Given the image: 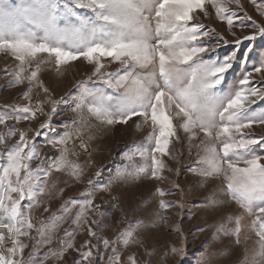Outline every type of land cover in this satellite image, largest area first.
Segmentation results:
<instances>
[{
    "label": "snow or ice",
    "instance_id": "6c2138e0",
    "mask_svg": "<svg viewBox=\"0 0 264 264\" xmlns=\"http://www.w3.org/2000/svg\"><path fill=\"white\" fill-rule=\"evenodd\" d=\"M233 3L239 5L240 0H19L18 3L0 0V52H8L19 61L12 84L27 80L29 92L24 96L29 100L32 87L42 89L46 97L49 92L39 76L42 65L54 62L60 69L81 58L92 65L89 79L97 77L117 95L85 88L74 110L86 108L91 116L107 125L127 124L132 117L140 116L153 128L149 140L154 142V147L150 152L137 149L141 158H145L146 153L150 156L151 166H138L136 176L150 170L152 177L160 179L158 174L165 164L155 154H168L170 138L178 139L179 130H183L189 140L202 132L205 155L201 160L206 166L199 174L223 176V192L240 210L239 214L227 217L228 223L234 222V227L221 224L217 232L235 237L239 244L242 230L249 227L258 237L259 244L251 264H264V162H261L264 157L255 154L251 147L258 140L242 132L253 123H264V111L254 114L248 107L256 103L255 99H249L250 96L264 100L262 82H253V73L261 74L264 70V54L258 65L254 64L251 70L245 68L232 87H225V74L232 68V56L222 61L205 56L211 42L203 38L215 35V29L196 18L200 14L209 16L210 6L217 19L227 22L229 30L236 26L247 27L245 21H251V26L264 35V24H258L247 14L238 16L230 7ZM252 3L264 17V0L261 3L252 0ZM76 9H86L91 16H84ZM237 20L239 24L234 23ZM256 35L257 32H253L245 39H255ZM104 58H111L109 63L118 62L122 69L117 73L103 72ZM45 102L40 99L35 109L29 103L13 108L11 114H0V124L8 120L18 123L34 119L37 112L43 113ZM50 102L56 104V101ZM40 127L44 129L50 125ZM17 131V143L0 153V264H43L36 261L34 252L24 257L28 245L20 238L30 236V230L35 227L30 210L38 202V196L44 194L47 178L53 170L69 169L74 178H79L83 169L68 160L66 147L61 149L58 157L51 158L49 168L45 169L42 162L33 169L30 162L39 157V150L34 140L27 139L26 131L11 126L7 132H0V144L15 136ZM41 134L36 133L37 136ZM71 138L66 131L47 143L54 147L67 145ZM211 141H218L219 146ZM81 147L87 150L83 142ZM124 174L133 173L118 172L117 176ZM41 176L45 179L41 180ZM88 183L92 185L93 182L89 180ZM14 193L17 194L15 197ZM157 193L165 195L161 189H157ZM93 198L89 192L88 198L82 201L71 200L64 206V211L70 210L69 205H78L79 212L73 222L79 226L92 209ZM25 200L31 201L27 204L28 213L22 206ZM224 203L223 200L212 201L213 206ZM169 207H172L171 203L159 201L160 209ZM246 218H250L249 225L243 224ZM163 219L166 218L161 217ZM54 227L44 229L42 225L37 233L44 236ZM140 227V222L135 228L129 225L113 240L98 238L105 250H111L108 264L121 262L117 244L128 247L143 243L138 232ZM88 234L96 236L91 227ZM65 236L68 239L60 241V250L52 253L57 258L74 248V232L66 230ZM9 243L11 246L6 247ZM45 243H51L50 236ZM88 244L90 241L86 240L84 246ZM171 251L182 255L184 248L173 247ZM92 257L91 248L81 253L82 261L97 264ZM129 259L132 264H137L135 257ZM75 264H81V261Z\"/></svg>",
    "mask_w": 264,
    "mask_h": 264
},
{
    "label": "rangeland",
    "instance_id": "374dc122",
    "mask_svg": "<svg viewBox=\"0 0 264 264\" xmlns=\"http://www.w3.org/2000/svg\"><path fill=\"white\" fill-rule=\"evenodd\" d=\"M11 2L18 3L19 0ZM261 2L257 0V3ZM208 7L211 13L209 16L200 14L196 17L209 28L215 29V35L203 38L211 42L205 56L221 61L232 56V68L225 74L224 85L232 87L241 78L245 68L251 70L254 64H259L264 54V35H260L251 26V21H245L247 27L236 26L229 30L227 22L217 19L214 10ZM230 7L238 16L247 14L258 24H264V17L260 16L252 0H240L239 5L233 3ZM76 11L91 16L86 9ZM234 23L239 24V21ZM253 32H257L255 39H245L252 36ZM110 59L104 58L106 67L102 71L117 73L122 66L118 62L109 63ZM18 67L19 61L10 53L0 52V114H11L13 108L27 106L29 103L35 109L37 101L45 99L43 113L37 112L36 118L18 123L8 120L0 124V132H7L9 127L15 126L26 131L29 141H35L39 157L30 162L33 169L42 162L45 169L49 168L51 158L58 157L65 147L68 149V160L83 169L79 178H74L69 169L59 172L53 170L47 178L44 194L38 196V202L30 210V218L35 227L30 230V236L20 238L28 245L24 251L25 258L34 252L36 261H42L43 264H75L78 260L81 264H88V261L81 260V253L91 248L92 260L97 261V264H108L111 250H105L98 238L113 240L129 225L135 228L137 222H140L138 232L143 243L130 244L128 247L117 244L120 264H132L130 257H135L137 264H251L259 244L258 237L249 227L242 230L239 244L235 242V237L217 232L221 224L234 227V222L228 223L227 217L239 214L240 210L224 194L223 176L205 177L199 174V170L206 166L201 160L205 155L204 145L201 144L205 139L202 132L195 139L189 140L188 135L179 130L178 139L170 138L168 154H155L165 164L158 174L160 179L152 177L150 170L136 176L135 169L138 166H151L150 156L146 153L145 158H141L137 149L150 152L154 147V142L149 140L153 128L150 122L144 123L140 116L132 117L127 124L107 125L91 116L86 108L74 110L85 88L117 95L115 90L108 88L97 77L89 79L92 65L82 58L60 69L55 67L54 62L42 65L39 76L49 92L46 97L42 89L32 87L30 100L24 96L29 92L27 80L22 84H12ZM253 77V82L261 81L264 86V70L261 74L253 73ZM249 99L256 100L255 104L248 106L250 111L254 114L264 111V100L251 96ZM50 101H56V104ZM42 124H49L50 127L41 129ZM38 131L42 133L39 136L36 135ZM66 131L72 137L67 145L58 144L54 147L47 143V140L58 139ZM242 132L258 140L251 147L255 154L264 157V123H253ZM18 140L19 131L15 136L6 138L4 144H0V153H4ZM81 142L87 150L81 147ZM211 143L219 146L218 141ZM118 172L133 174L117 176ZM44 179L41 176V180ZM89 180H92V185H89ZM104 185L108 187H102ZM157 189L163 190L165 195L160 196ZM89 192L94 197L93 206L78 226L73 221L79 206L69 205L68 212L64 211V206L71 200L82 201L88 198ZM16 195L13 194L14 197ZM160 200L171 203L172 207L160 209ZM213 200H223L225 203L213 206ZM28 203L31 201L22 202L26 213L29 212ZM161 217L166 219L161 220ZM93 220L96 223L93 224ZM243 224L249 225L250 218H246ZM42 225L44 229L53 225L55 227L52 232L41 236L37 229H41ZM89 227L96 232V236L88 234ZM66 230L74 232V248L65 252L62 258H57L52 253L60 250V241L68 239L65 236ZM49 236L51 243H45ZM86 240L90 244L84 246ZM10 246V243L6 245ZM173 247H183V254H174L171 251Z\"/></svg>",
    "mask_w": 264,
    "mask_h": 264
}]
</instances>
